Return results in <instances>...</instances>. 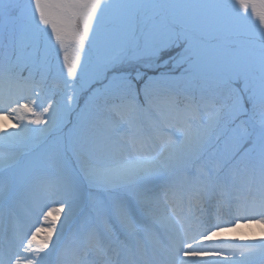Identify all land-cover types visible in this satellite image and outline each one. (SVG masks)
<instances>
[{
  "label": "snow or ice",
  "instance_id": "6c2138e0",
  "mask_svg": "<svg viewBox=\"0 0 264 264\" xmlns=\"http://www.w3.org/2000/svg\"><path fill=\"white\" fill-rule=\"evenodd\" d=\"M0 264H264V0H0Z\"/></svg>",
  "mask_w": 264,
  "mask_h": 264
},
{
  "label": "bare ground",
  "instance_id": "6f19581e",
  "mask_svg": "<svg viewBox=\"0 0 264 264\" xmlns=\"http://www.w3.org/2000/svg\"><path fill=\"white\" fill-rule=\"evenodd\" d=\"M258 233L261 234V228L260 225H241L240 228H238L234 233H231L230 235L234 236H252V234Z\"/></svg>",
  "mask_w": 264,
  "mask_h": 264
},
{
  "label": "rangeland",
  "instance_id": "374dc122",
  "mask_svg": "<svg viewBox=\"0 0 264 264\" xmlns=\"http://www.w3.org/2000/svg\"><path fill=\"white\" fill-rule=\"evenodd\" d=\"M177 74H178V73H177ZM253 235H255V236H259L260 234H258V233H255V234H254V233H253L252 236H253ZM250 236H251V235H250Z\"/></svg>",
  "mask_w": 264,
  "mask_h": 264
}]
</instances>
